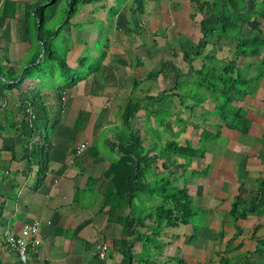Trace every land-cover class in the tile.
<instances>
[{
  "label": "crops",
  "instance_id": "obj_1",
  "mask_svg": "<svg viewBox=\"0 0 264 264\" xmlns=\"http://www.w3.org/2000/svg\"><path fill=\"white\" fill-rule=\"evenodd\" d=\"M148 1H143L145 7L142 6L138 16L140 18L144 16L142 18L148 22L147 28L151 27V22L152 27L155 28L158 24L157 14L151 17V10L154 8L146 7ZM156 1H159L163 8L165 3V8H169L170 14L178 18L179 27L175 31V36L181 38L185 35L186 40L176 52L171 51L172 55L169 58H158V61L161 60L160 62L163 63L159 64V68L155 70L154 78L146 77L151 68L145 71L147 67L141 66V63H146L147 58L154 56L158 40L138 42L131 39L129 41L133 45L129 42L126 46L124 40L115 38L106 42L104 54L97 67L98 77L89 74L85 79L66 88V91H69L66 95L56 92L58 94L56 108L58 107L57 111L61 112L58 119L51 117L53 107L49 91H43L41 87L38 89V95L32 99L34 93L28 84L11 88L0 84L3 87L0 90V203H2L0 264H117L120 260L119 249L124 242L132 243L130 249L132 254L141 253L140 242H130L132 236L125 235L117 222L107 221L106 207L100 209L104 179L101 174L108 162L118 154L116 145L109 148L107 142H115L117 140L115 134H124L120 114L123 105L130 99L139 104L135 113L136 119L133 120L135 125L130 129L135 136L146 143L142 154L157 152L170 140L179 144L188 142L194 147H198V144L200 145L198 148L202 151L183 168L178 167V163L184 161L175 155L157 156L146 173V180L149 183L158 177L168 175L172 185H179V187L183 186L181 180L187 177L186 174L200 173L199 175H202L198 182L190 181L186 183V187L184 185L193 208L201 216L202 224L199 227L196 224L197 227L194 228L195 224L192 223L188 228V221L185 224L165 227L147 250L151 258L146 261V264H172L173 260L178 263V259H181L184 264H207V262L218 264L219 259L224 260L220 264H264V211L236 219H231L227 213L230 202L233 201L239 189L244 197L251 199L258 191L257 186H264V183H261V180H264V76L258 82L256 81L255 87L251 89L252 99H247L249 105L245 109L244 116L249 120L252 115L247 131L241 133L221 126L219 132L212 138L202 140L203 132L200 134V131L203 130L204 123L200 125L201 122L194 120V116L190 117L186 110H196L198 113L203 110L213 112L214 104L210 100H204L194 108L183 107L193 103L191 98L193 93L189 91H193L195 76L189 67L194 70L200 66L199 56L190 53L194 52V46L201 37L197 27L199 18L194 17L199 0H150L151 3ZM244 5L248 9H257L259 6L256 5V0H244ZM17 9L18 6H16V15L20 17L21 12ZM203 11L206 14L209 13L207 7H203ZM118 12L119 15L116 16V13L113 19L116 18L120 23L115 25L112 22L110 28L115 30V26L119 25L123 33L125 29L122 27H125L127 21L126 8ZM184 15L187 17V23L184 22ZM10 20L12 19L5 20L0 26V78L2 80L11 79L13 74L18 75L21 72L19 68L25 65L26 59L23 64L18 63L22 57H19V54L15 56L18 52L15 53L13 47L22 46L21 52L29 47L22 21L13 19L14 22H19L18 26L17 23L15 26V24L11 25ZM139 22L143 21L140 19ZM240 26L242 36L252 35L253 31L248 27ZM262 26L263 22L260 26L261 32L264 29ZM151 28L150 30H153ZM176 34H182V36ZM228 37L229 39L225 38L223 43L216 36L207 38L204 46L216 47L217 51H220V48L226 45H234L235 38ZM228 40L230 44H227ZM76 44H71L67 60L73 56L71 59L76 61L77 56L83 54V49L78 46L80 44ZM183 52H186L185 56L181 55ZM6 53H9L10 57L6 56ZM127 53L134 62L132 58L125 57ZM223 57L215 55L216 59L233 58L229 55H226V58ZM137 59L140 60L135 61ZM250 62H253L252 57H238L235 65L242 71L245 69L244 65ZM165 63H169L167 64L169 66L164 67ZM138 67L145 71L143 76L140 75L139 72L142 71ZM246 73L252 74L251 70ZM175 74H179L176 79L177 86L180 80H184L185 84L180 88L175 85L176 89L173 90ZM163 81L169 83L168 87L172 88L168 90L169 99L164 100L167 108L163 110L158 107L159 102H151V104H154L166 121L164 120L165 123H163L162 117L158 119L162 123L159 126L158 123L154 125V134L150 136L148 127L145 128L147 119L143 118L144 112L148 110L147 97L166 88L152 90V83ZM184 92L186 97L181 101L176 94ZM109 98L110 106L103 107L104 101ZM244 98L245 96L242 102ZM239 101L238 105L233 106L243 108L241 99ZM114 102H117L119 107L116 114H106L100 120L98 116H92L93 110H107L113 106ZM71 104L75 105L73 108L77 117L66 120ZM204 104L206 105L202 106ZM26 106L34 114L31 125L35 127L36 132H42L45 129L49 143L48 170L36 189L31 186L35 172L31 181L25 177L30 157H34L37 165L35 154L31 153L35 149L32 147L34 139L32 137L35 133L27 129V119L24 117ZM80 112L87 113V116L83 117L87 121L78 126L76 122L82 118ZM173 112H179V115L174 116ZM180 119L184 121L181 126L178 123ZM135 127L139 129L138 134L134 132ZM102 131L105 132L100 135ZM220 133L226 138L221 142H215ZM247 134L251 143L245 142ZM162 140H164L163 143ZM201 141L203 144H200ZM80 142H86V147L81 153L74 154V147ZM26 146L30 151L27 157L24 153ZM237 150L241 156L236 154ZM248 181L250 183L246 185ZM157 201V199L153 200L154 203ZM226 216L228 220L221 219ZM33 219L39 221L36 242L28 245L24 261L20 262L15 253L5 246L4 238L8 234H16L23 224ZM186 232L190 233L186 234ZM119 239L123 240L122 244L118 242ZM98 242H104L107 245L103 260L96 256L95 245ZM179 255L184 256L186 261Z\"/></svg>",
  "mask_w": 264,
  "mask_h": 264
},
{
  "label": "trees",
  "instance_id": "obj_2",
  "mask_svg": "<svg viewBox=\"0 0 264 264\" xmlns=\"http://www.w3.org/2000/svg\"><path fill=\"white\" fill-rule=\"evenodd\" d=\"M143 1L139 0L135 4L134 1L131 4L132 7L127 8L129 16L125 24L126 34L130 33L131 26H140L138 13L142 11ZM226 1L212 0L211 2H207L209 13L198 21L201 37L194 49V55L200 58V66L194 70L189 67L192 71L191 73L195 76V90L200 92L206 91L210 100L216 102L214 108L221 120V123L216 125L218 129H215L214 133L211 135H207L206 133L205 136L207 138H212L219 132L221 126L235 129L241 133L247 131L249 120L245 118L240 107L233 106L232 102L237 101L239 98L242 99L246 94L244 86L258 81L264 73V35L260 31L261 23L264 22L263 0L257 6V9L245 8L244 0H238L237 2L235 0ZM58 2L59 0H30L29 2L23 0L20 7L18 0H0V26L7 19L21 20L28 44L33 46H31L27 60L25 61L26 66L19 68L21 72L18 75L13 74L11 79L0 80V84L3 87L11 88L28 84L35 94H32L33 99L35 98L34 96L38 95V89L43 87L41 86L40 76L45 74L49 80L53 79V70L55 68L58 70L60 79L64 78L63 83L58 85L59 87L68 88L76 82L85 79L91 73V68L89 67L91 63L87 67L82 65L83 58L86 55L81 54L77 57L74 67L80 70L79 72H74L73 68L67 64V55H69L68 52L71 46L67 47L63 45L61 47L62 50L58 52V46L55 42H52L53 39L57 38L63 28H69L74 25L73 22L75 21L72 18L84 9L83 5H91L92 8L104 11V21L106 17L114 16L126 0H114L113 2H110V0H67L59 11L60 20L54 25H47V21L55 14V7ZM197 3L198 7L202 8L201 4L205 2ZM16 6H18L19 10L21 8L22 13L20 17L16 15ZM92 8L87 11H91ZM79 21L77 20L78 23H80ZM55 25H57L56 29H54ZM240 25H245L253 31L252 35L242 36ZM135 34L138 33L135 32ZM214 36L219 38L231 36V38H235L232 59H224L219 63V59H216L213 54L207 51L203 52L207 38ZM76 39L74 35L72 40L75 42ZM86 41V38H82L78 42V44L85 46L83 50L87 48ZM41 48L43 49L42 55H40ZM182 55L185 56L186 52H183ZM238 57H252L253 62L245 64V69L241 71L235 65ZM257 58H259L258 62L261 64L260 70L254 76L248 75L246 72L251 70ZM213 60L215 61L213 62ZM93 62L96 63L97 68L99 60L97 59ZM207 63L208 65L206 66ZM178 75H174L173 90L176 89L175 85L177 86L176 79ZM155 76L154 70H150L146 74L147 78H154ZM179 83L178 88L184 86L185 81L180 80ZM172 88L166 87L155 95L148 96L147 99L150 102H161L167 97L169 99L168 90ZM232 94H236L237 97H232ZM176 95L181 101L186 97L185 92ZM197 95L198 98H195L192 94L193 103L184 105L183 107L194 108L205 100L203 98L205 94L197 93ZM138 108V102H134L131 99L123 105L120 120L122 127L127 128L128 131H125L124 134H116L117 140L115 142H107L110 146L109 148L116 145V152L118 154L117 157L108 162V165L101 174L104 179L100 209L106 207L107 221L117 222L125 235L132 236L130 242L139 241L142 247L141 253L134 255L130 252L132 243L124 242L122 244L123 240L119 239L118 242L122 246L119 249L120 260L117 264H146V261L151 258L147 250L155 241V238L161 234L162 230L165 227L185 224L189 221V216L193 215L194 212H198L193 208L190 196L187 194L184 186L177 187L172 185V181L168 175L158 177L149 183L146 180V173L157 156L175 155L184 161L178 163V167L183 168L188 165L193 157L202 153L201 149L194 147L188 142L179 144L174 140H170L159 151L157 150V152L152 154H147L148 152L142 154L146 143L135 136L130 129L132 128L130 124L134 120ZM25 115L24 112V117H26ZM157 123L159 126L162 122L158 120ZM27 129L35 133L32 137L34 138L32 147H35V149L31 153L35 154L37 162V169L32 185V188L36 189L48 170L47 152L49 143L45 129L42 132H36L33 125L28 126ZM202 132L203 130L200 131V134ZM205 136H202L201 139L206 138ZM24 153H26V157L30 153L27 150V146L24 148ZM261 183H264V180H261ZM241 189L243 190V188ZM257 189L258 191L251 199L250 197H244L242 191L239 189L233 201L230 202L227 212L231 219L244 218L253 213H263L264 186H257ZM138 197H140V200L133 202V199ZM154 199L158 200L157 203L153 202ZM1 208L2 203H0V210ZM218 261V264H220L224 260L219 259ZM178 263L184 264L181 259H178Z\"/></svg>",
  "mask_w": 264,
  "mask_h": 264
},
{
  "label": "rangeland",
  "instance_id": "obj_3",
  "mask_svg": "<svg viewBox=\"0 0 264 264\" xmlns=\"http://www.w3.org/2000/svg\"><path fill=\"white\" fill-rule=\"evenodd\" d=\"M66 1L67 0H59L57 6L55 7V14L51 17V19L49 21H47V25H54V24H56V22L58 20H60L59 11L64 6V3ZM113 1L114 0H110V2H113ZM211 1L212 0H205V1L204 0H199L198 1V2H205V3H202L201 4L202 8H200V6H199L195 10L196 11V16H194L195 19L199 18V20H200L201 17H204V16L207 15L203 11V6L209 8V6L207 5L208 4L207 2H211ZM235 1L237 2L238 0H235ZM261 1L262 0H256V5H259ZM18 2L20 3V7H21L22 6V4H21L22 0H18ZM133 2L135 4L136 2H139V0H126V3H123L121 5L122 8L121 7H120L121 9L119 8V11L126 8L127 19H128V16H129V10L127 8L128 7H132L131 4H133ZM107 3H109V2H107ZM83 6H84L83 7L84 9L81 10L77 15H75L74 18H72V20L75 21V22H73L74 25L70 26L71 28H63V30L59 33V35L57 36V38L55 40L53 39L52 42H55L57 44V46H58L57 51L60 52L62 50L61 47L63 45H66L67 47L68 46H71V44H74L75 45L76 43L78 44V42L82 38H86L87 39V41H86L87 42V46H86L87 48L85 50H83V54L86 55V56H85V58H83V64L82 65H84V67H87L88 64L91 63V65H89V67L91 68V71H90L91 73H89V74H93L94 77H98V75H97L98 73H97L96 63L93 62V61L98 59L99 60V63H100V61L102 59V55L104 54L106 42H108V40L115 39V38L116 39H122V40H124L126 46H127V43H129V42H130L131 45H133V43H131V41H129L131 39L132 40H135V41L137 40L138 42H141V41L142 42H146L147 40H151V39L152 40H158L159 43H158V46H157V51H155L154 56L153 57L151 56L150 59L147 58L148 61L146 63L145 62H142L141 63V66L147 67V68L144 69L145 71L149 70L150 68H151V70H154V71L156 69H158L159 68V64L161 65L163 63V62H160L161 60L158 61V58L159 57H161V58L162 57L169 58L172 55L171 51L176 52L177 49H180V47H182L184 45V43H185V40H186L185 37H184L185 35L183 37H181V38L180 37L178 38L177 36H175V31H176L177 27H179V25H178L179 22H177L178 18L177 17L175 18V17H173V15L170 14V10L168 11L169 8H167V7L165 8V6H166L165 3L163 5L164 8L162 7V4L159 1H156L155 3H151L150 0H149L146 3V7L149 6V8L150 7H153L154 8V10H151L152 11L151 17H155L156 14H157L158 24H157V26H155V28L152 27V22H151V27L152 28L151 27L150 28L153 29V30H150V28H147L146 27L148 22L143 19L144 16H141V18H140V16H138L139 17V20L141 19L143 21L141 23L142 25L140 24V26H134V25L131 26V24H130L131 31L128 34H126V31L125 30L122 33L121 28L119 27V25L115 26V30L116 31L115 30H111L110 27H111V23L112 22H114L115 25L117 23H120L119 20H117L116 18L113 19V16L112 17H106L105 18L106 22H105V20L103 21L104 11H99L98 8H92L91 5H83ZM143 7H145V2L143 4ZM91 8H92V10L88 12L87 10L88 9H91ZM19 12H21V9H20ZM117 15H119V12H117L116 16ZM20 16H21V14H20ZM183 19H184V22L187 23V20H186L187 17H186V15L183 16ZM77 20H80L79 21L80 23H78ZM10 23H11V25L15 24V26H16V23H17V26L19 24V22H14L13 19L10 20ZM57 25L54 26V29L57 28ZM134 27H135V29H133ZM197 27L198 28L200 27L199 22L197 23ZM262 27H264V22H263V26ZM17 29H19V28H17ZM122 29H125V27L124 28L122 27ZM64 31H65V33H64ZM135 32H137L138 34H135ZM187 33L190 34L191 31H187ZM263 33H264V29H263L262 34ZM13 34L15 35V31H13ZM66 35H68V36L66 37ZM74 35L77 38L76 41H75L76 43L72 40ZM176 35L182 36V34H176ZM225 38H228L229 39V37H227V36H222V38H220L219 41L223 43V41H224ZM229 41L230 40L227 41L228 42L227 44H230ZM31 46L29 45V47L27 49H25V50H22V52H21V47L22 46L20 48H16V47L14 48L13 47V50L15 51V53L18 52L15 56H17L19 54V57H22V60L20 62H18V63L23 64L24 60L25 59L27 60V57H28V54L30 52ZM78 46L81 49H83L85 47V46H83L81 44L78 45ZM204 48L205 49H203V52L204 51H207V52H210L211 54H215V55H218V56L220 55V56H224L225 57L226 55H229V56L232 57L231 50H233V45L232 46L226 45L225 47L220 48L221 49L220 51H217V48L216 47H213V48L212 47L211 48L204 47ZM194 49H195V46H194ZM70 50H71V48H70ZM185 50H186V48H185ZM190 53L192 55H194V52H190ZM215 55H214V57H215ZM6 56L10 57V54L9 53H6ZM125 57H127V59L128 58H132L131 56H129V53H127L125 55ZM71 58H73V56H71L70 58H68V60H67L68 63L67 64L70 67L73 68V71L74 72L75 71H78L79 72L80 69L79 68L76 69L74 67L76 61H74ZM132 60L134 62V59L133 58H132ZM138 60H140V59H137L135 61H138ZM162 61H164V60H162ZM214 61L215 60H213V62ZM221 61H223V59L220 58L218 62L221 63ZM258 61H259V58L256 59V62L257 63L255 62V64L252 65V68H251V73H252L251 75L252 76H254L260 70V68H261L260 67L261 64ZM118 63H121V62H118ZM167 64H169V63H165V66L164 67H166ZM207 65H208V63L206 64V66ZM25 66H26V64L23 65V67H25ZM167 66H169V65H167ZM138 69H141L142 72H139V73H140L141 76H143V73L145 71L141 67H138ZM81 71H84V70H81ZM53 75H54V77L51 80H49L48 77H46L45 74H43L42 76H40V78H41V86H43L41 89L43 91H49L50 92V94H51L50 100H51V103H52L51 105L53 107V110L51 111V117H56L58 119V116L61 114V112L59 113L57 111V108L58 107L56 108V101H57L56 100V97L58 96L57 93H61V94L66 95L67 92H69V91H66V88L67 87H59L58 86V85H60V84L63 83V79L64 78L60 79V76H58V70H57V68H55L53 70ZM261 76L262 77H260V79H258V81L263 78L264 73ZM0 80L3 81L1 78H0ZM257 82L254 81L252 83H248L249 85H245L244 86L245 91H246V94H245V98H244V101L243 102H242L243 99H241V102H242L241 103V106H243V108H240L243 113L246 112L245 109L248 108L247 105H249V102L247 101V99H249V100L252 99L251 96L253 94L251 93L252 92L251 89H253L255 87V84ZM129 84H131V82H129ZM152 84H153L152 85V90H156V89L159 90L162 87L163 88L164 87H168V85H169V83H167L165 81H163L162 83L154 82ZM148 86L151 88V85L150 84ZM2 89H3V87L0 85V90H2ZM192 92H193V95H194L195 98H198L197 93H201L203 95L205 94L203 96V98L205 100H208V101L210 100V97H209V95H208V93L206 91H201L200 92V91L195 90V88L193 87V91ZM174 97H176V96L174 95ZM232 97H237V96H236V94H232ZM48 98H49V96H48ZM239 100H240V98L237 101H235V102L233 101L232 102V105L237 104V102ZM246 101H247V103H246ZM210 102L213 103L214 101L213 100H210ZM159 103H160V105L158 107H161V109L165 110L167 108L166 105H165V103H166L165 101H161ZM215 103L216 102H214L213 104H215ZM205 105L206 104H204L202 106H205ZM70 106L71 107L69 108V111H68L66 120L67 119H73V118L75 119L77 117V116H75V112H74V108H73L75 105H72L71 104ZM118 108L119 107L117 105V102H114L113 106L110 107L107 110H102V111H100V110L99 111L93 110L92 111V116H94V117L98 116V119L100 120L106 114H111V115L116 114V111H117ZM147 108H148V110H146L144 112L145 115L143 116V118L147 119V124H146L145 128L148 127V130L150 131V136H153V134H154V132H153L154 125L157 123L158 119H160L162 117V114H161L160 111H157L156 110V107L154 106V104H151V102L149 100H147ZM186 112L190 115V117L194 116V120H197L198 122H201L200 125H202V122L204 123L202 125V128H203V134L202 135L203 136H205L206 133H207V135H209V134L211 135L212 133H214V130L215 129H218V128H216V125H218L219 123H221V120L219 119L216 110H214L213 112L208 111V110H203L201 113H198L196 110L190 111L188 109V110H186ZM173 113H174V116H177L176 114L179 115V112H173ZM72 115H74V116H72ZM80 115H81L82 118H80L76 122L77 124H79L78 126H80L84 122L86 123V121H87L86 119H83V117H86L87 116V113H81L80 112ZM244 115H245V113H244ZM251 117H252V115L250 116V119H252ZM162 118H163V123H165L166 120L164 119V116ZM134 119H136V115H135V118ZM178 123H179L180 126L182 124H184L183 119H180V121ZM134 125H135V122L132 121L131 124H130V127H133ZM168 128H167V130H168ZM122 129L124 130V132L125 131H128V129L125 128V127H122ZM48 131L50 132V129H48ZM104 132L105 131H102L100 133V135H103ZM134 132L136 134H138L139 133V129L137 127H135L134 128ZM248 136L249 135L247 134L246 141L245 142H250V138ZM205 137L207 138V136H205ZM225 138L226 137H223L222 136V133H220V136L215 140V142H221ZM163 142H164V140H162V143ZM200 144H203L202 141L200 142ZM197 146L200 147V145H198V144H197ZM247 147L249 148V143L247 144ZM238 151L239 150L236 151V154L237 155H240ZM240 151H241L240 153H242V150H240ZM242 155H244V154H242ZM263 156H264V154H263ZM33 158L30 157L29 168H28L27 171H25V177H28L27 180H29V181H31L33 179L34 172L37 169V165L34 162V159ZM180 170L183 171L182 169H180ZM199 174L198 173H193V174H190L189 173V175L186 174L187 177H184L185 179L181 180V183L183 181L182 185L183 186L185 185V187H186V185H187L186 183L187 182H190V181H197L198 182L199 179L202 177V175H199ZM249 183L250 182L248 181L246 183V185H249ZM251 184L253 185V183H251ZM32 185L33 184H31V186ZM177 186H179V185H177ZM133 200H134L133 202H137L138 200H140V197H138L136 199H133ZM198 213L199 212H194L193 215L189 216V224L187 225L188 228L191 227L192 223L195 224L194 228H196L197 226L199 227L202 224V223H200L201 216H199ZM221 219L222 220H225V219L228 220L229 218L226 216V218L225 217H222ZM196 224H197V226H196ZM189 233L186 232V234H189ZM179 256L181 258H183L184 261H186V258L184 256H182V255H179ZM172 264H178V263L177 262H174V260H173V263ZM207 264H208V262H207Z\"/></svg>",
  "mask_w": 264,
  "mask_h": 264
},
{
  "label": "built area",
  "instance_id": "obj_4",
  "mask_svg": "<svg viewBox=\"0 0 264 264\" xmlns=\"http://www.w3.org/2000/svg\"><path fill=\"white\" fill-rule=\"evenodd\" d=\"M111 104V99H107L103 103V107H109ZM25 116L27 119L28 126L31 125V120L34 118V114L32 113L31 109L26 106L24 108ZM86 147V142H80L74 147L73 153L79 154L81 153ZM39 229V221L32 220L31 222L23 224L19 231L16 234H8L4 238V244L9 249L15 252L19 260L24 261L25 251L27 246L30 243H35V236ZM96 256L98 259L102 260L106 256L107 252V245L104 242H98L95 245Z\"/></svg>",
  "mask_w": 264,
  "mask_h": 264
},
{
  "label": "clouds",
  "instance_id": "obj_5",
  "mask_svg": "<svg viewBox=\"0 0 264 264\" xmlns=\"http://www.w3.org/2000/svg\"><path fill=\"white\" fill-rule=\"evenodd\" d=\"M28 247V246H27ZM14 252V251H13ZM15 253V252H14ZM25 253H26V251H25ZM16 255V254H15ZM16 257H17V255H16ZM18 258V257H17ZM18 260H19V258H18ZM103 260V259H102ZM20 262H22L21 260H19Z\"/></svg>",
  "mask_w": 264,
  "mask_h": 264
},
{
  "label": "water",
  "instance_id": "obj_6",
  "mask_svg": "<svg viewBox=\"0 0 264 264\" xmlns=\"http://www.w3.org/2000/svg\"><path fill=\"white\" fill-rule=\"evenodd\" d=\"M43 54V49L41 48V52H40V55H42Z\"/></svg>",
  "mask_w": 264,
  "mask_h": 264
}]
</instances>
